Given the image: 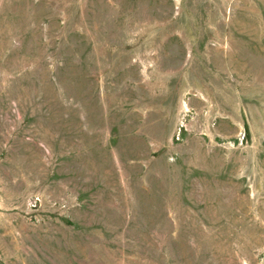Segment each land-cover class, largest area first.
<instances>
[{
  "label": "rangeland",
  "instance_id": "obj_1",
  "mask_svg": "<svg viewBox=\"0 0 264 264\" xmlns=\"http://www.w3.org/2000/svg\"><path fill=\"white\" fill-rule=\"evenodd\" d=\"M0 264H264V0H0Z\"/></svg>",
  "mask_w": 264,
  "mask_h": 264
}]
</instances>
